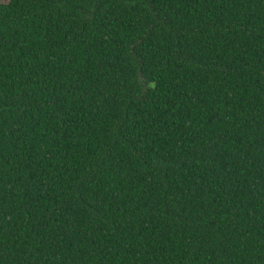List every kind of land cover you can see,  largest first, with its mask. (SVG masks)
Returning <instances> with one entry per match:
<instances>
[{
  "label": "trees",
  "instance_id": "trees-1",
  "mask_svg": "<svg viewBox=\"0 0 264 264\" xmlns=\"http://www.w3.org/2000/svg\"><path fill=\"white\" fill-rule=\"evenodd\" d=\"M0 264H264V0L0 3Z\"/></svg>",
  "mask_w": 264,
  "mask_h": 264
},
{
  "label": "rangeland",
  "instance_id": "rangeland-1",
  "mask_svg": "<svg viewBox=\"0 0 264 264\" xmlns=\"http://www.w3.org/2000/svg\"><path fill=\"white\" fill-rule=\"evenodd\" d=\"M9 0H0V3H7Z\"/></svg>",
  "mask_w": 264,
  "mask_h": 264
}]
</instances>
